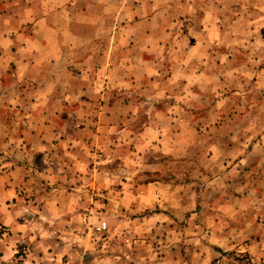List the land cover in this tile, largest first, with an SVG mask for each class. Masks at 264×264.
<instances>
[{
	"label": "rangeland",
	"instance_id": "374dc122",
	"mask_svg": "<svg viewBox=\"0 0 264 264\" xmlns=\"http://www.w3.org/2000/svg\"><path fill=\"white\" fill-rule=\"evenodd\" d=\"M182 58L194 62L193 72L204 59L206 90H194L193 109L180 103L178 127H168L158 114L160 127L151 134L163 142L141 152L155 160V176L148 173L143 181L171 186L165 205L124 204L123 183L130 177L132 183L136 164L120 153L102 157L104 146L95 162H86L84 179L71 172L60 191L61 179L46 185L19 174L17 185L37 186L34 195L26 189L23 204L41 193L37 204L51 202L48 233L43 225L34 240L17 233L16 253L0 264H264V0H0V96L6 95L0 101L6 123L0 127V171L70 169L76 159L68 141L57 146L50 139L47 146L56 147L46 158L22 140L29 133L24 123L19 130L9 125L47 105L59 110L50 119L66 133L78 136L88 128L82 136L105 135L97 132L96 106L125 98L144 101L152 117L165 99L141 98L120 77H163ZM146 83L134 85L140 90ZM12 91L17 98L7 95ZM23 92L30 97L21 100ZM184 127L192 130L184 135ZM125 160L130 167L123 170ZM173 197L177 202L169 206ZM8 204L0 201V218L7 217ZM102 220L109 232L92 236ZM4 228L0 234L13 236Z\"/></svg>",
	"mask_w": 264,
	"mask_h": 264
},
{
	"label": "crops",
	"instance_id": "0c3cea01",
	"mask_svg": "<svg viewBox=\"0 0 264 264\" xmlns=\"http://www.w3.org/2000/svg\"><path fill=\"white\" fill-rule=\"evenodd\" d=\"M195 6L196 5L194 4L191 5V12L198 11L196 10ZM27 13H25V15H27ZM203 60L204 59L197 60V62L201 64L198 66V68L195 69V72L192 71L194 62H192V60L189 58H182L176 60L173 67L174 70L171 72V74L169 73L163 77L158 74H153L155 76L148 74L146 76V74L144 73H124L120 77V79L122 81L131 83V86L135 87L139 91V96L141 98L156 97L158 99L159 97H161L165 99V102H167V104H165L163 110L157 109V113L152 117L148 116L149 118L146 116L147 107H144L142 109L141 106L144 101H140L139 104L136 105L135 103L133 104V100H128V98H125V102L121 104L110 105L108 104V101L105 104L96 106L95 112L100 117L99 121L96 122L97 132L104 131L105 133H107L105 135H98L97 133H93L90 136H82L85 131L89 130L88 128L79 130L78 132L80 133V135L78 136L66 133L65 127H61L60 125L55 126L56 124L54 123V121L50 119V113H56L59 110H54V112L53 110H50V107L47 105L41 107L38 115H35L34 113L30 115L26 114L27 120H23L20 122L14 121L15 125L10 124L9 128L14 127L17 130L22 127V123L25 124V128L29 130V133L25 134L22 140L27 141L26 143L28 144H32L29 149L30 152L34 149H39V151H41L39 152L40 155H43L47 158L49 156L48 153H46L47 150L51 152L52 149H55L56 145L60 146L64 143H67L68 141V147L70 148V152L68 154H72L73 157H75L76 162L74 163L73 167L69 165L70 169L68 170H65L64 167L60 170H56L50 165L46 166L45 168H41L40 170H36L34 168L1 169L0 201L6 203L11 200L12 204H8V208L5 209L7 217L3 216L2 218H0V233H2L1 228L4 226V230L12 233L13 236L10 235V237H6L5 234H0V236H4L3 238H0V259H10L16 253L15 243L17 241V233L19 234L21 232H24V236L28 235V239H37L38 237H40V235L37 237V231L35 229H38V226L40 225H43V228H41L42 233H48V230L44 229V226L48 225V223L50 222V216L47 214V209L50 207L51 202L50 200H47L43 205H40L39 202L37 204V201H39L38 199H42V193L40 197H36V199L33 201V198L30 195H34L33 191L37 190V186L32 185V182L30 181L28 182V184L24 183L21 186L17 185L16 178L19 176V174H24L28 177L32 176L34 178H37L38 181L40 179L41 183L45 181L46 185L49 184V181L61 179L63 184H58L55 186L56 189L60 191L66 188L64 184L67 183V181L64 180V177H72V175L69 173L74 172L75 175H78V177L84 179L82 177V171H86L90 167V162L88 163V166L86 162L88 160L90 161L91 157L94 158L95 162V158L100 156L98 149H102V151H104L103 146L105 148V152L103 153L106 154L101 155L102 157L105 155V157L108 156L109 159H114L115 155H119L120 153L123 158L129 157L136 164V166L131 168L130 170V173L132 174L131 176H133L134 178L132 183L130 181L131 177L127 178V183H123L122 191L124 192V200L122 201L124 204L126 202H128L129 204L138 203L143 205L144 207L153 206L154 208L157 206L165 205V202H163V200L166 199V197H168L167 199H170V195L166 194L171 193V186L169 184H165L164 182L156 180H150L149 182H147L146 180L143 181L148 173H152L151 175L155 176V170L151 165V163L153 164L155 160L150 158H147L148 160L145 158L143 159L144 156L141 154V152L147 151L148 149L154 147L158 149L160 146L158 144L163 142L158 136L157 138H152L151 134V132L159 129L160 127L161 123L158 122V114H164V118L166 119L165 121H167L168 127H178V123L180 120V118L177 117L178 108H181L183 104L190 109H193L195 107L191 105L192 97L196 96L197 94L194 90L198 92L205 91L206 89L203 86L208 79L207 74L202 70L201 67L202 63H204L202 62ZM159 76L160 78H158ZM145 80L148 81V83H146L145 85V89L140 88L139 90V88H137L138 86L134 85L141 84V82ZM166 86H168L169 88L164 89L163 87ZM16 93L17 91H12L7 95H9L10 98H17L18 94L16 95ZM23 93L24 96H19L21 100H25L30 97L27 92ZM107 93L108 92L104 93V98ZM110 93H112L111 90L109 91V94ZM169 93H171L173 96H171ZM5 96L6 95L3 92V94H1L0 96V101L3 100L2 98ZM45 96L48 97L47 95ZM109 98L110 95L108 96V99ZM167 98L175 100V103H172L171 100ZM14 101L15 103H17L16 100ZM181 102L183 104H180ZM88 109H91V106H87L83 110L84 113H88ZM166 112L173 113L174 115L170 114L168 116ZM184 122H186V120H184ZM5 124V122L0 121V127H5ZM184 128V135L192 130L190 129V131H188L186 127ZM50 139L58 143H56L54 147L47 146L48 143H51ZM166 143L171 145L172 141L166 140ZM154 144L157 145L154 146ZM91 151H94V153L92 154ZM53 155H55V153ZM125 161L126 163L124 164V168H122L123 170H125V167H130L128 164V160ZM139 161H141V163ZM107 169L111 170L112 168L107 167ZM37 184H39V182ZM89 185H93V183L90 182ZM26 189H28L32 193L28 196L30 198V201L23 204L21 202L23 197L27 198V196L25 195ZM172 199L173 200L169 202V206L172 203L177 202L176 198L175 200L174 197ZM9 207L11 208L9 209ZM159 215L162 216L164 214L161 213ZM27 218H29L30 221H28ZM43 237L44 235H42V238Z\"/></svg>",
	"mask_w": 264,
	"mask_h": 264
},
{
	"label": "built area",
	"instance_id": "2783aa9c",
	"mask_svg": "<svg viewBox=\"0 0 264 264\" xmlns=\"http://www.w3.org/2000/svg\"><path fill=\"white\" fill-rule=\"evenodd\" d=\"M84 222L87 221V218L85 217L83 219ZM109 224L107 221L105 220H102L100 222H98L93 228L92 230L90 229V232L92 233V236H95V237H100L102 238L104 234L108 233L109 232Z\"/></svg>",
	"mask_w": 264,
	"mask_h": 264
}]
</instances>
